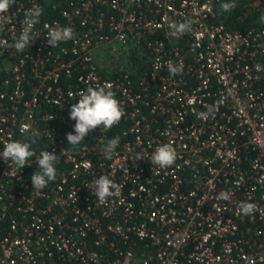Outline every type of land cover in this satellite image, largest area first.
<instances>
[{
  "label": "built area",
  "instance_id": "obj_1",
  "mask_svg": "<svg viewBox=\"0 0 264 264\" xmlns=\"http://www.w3.org/2000/svg\"><path fill=\"white\" fill-rule=\"evenodd\" d=\"M226 1L15 0L0 42H15L33 4L43 11L29 48L0 49V152L20 140L36 155L23 169L0 157V264H264V1L244 3L258 13L245 30L217 20ZM188 19L192 32L169 35ZM57 23L74 38L52 48L44 25ZM90 86L110 88L125 115L69 145L71 107ZM219 100L214 119H197ZM165 143L178 158L162 169L150 158ZM43 150L58 155L57 177L34 191ZM102 175L119 197L98 201ZM242 201L259 211L238 213Z\"/></svg>",
  "mask_w": 264,
  "mask_h": 264
},
{
  "label": "clouds",
  "instance_id": "obj_2",
  "mask_svg": "<svg viewBox=\"0 0 264 264\" xmlns=\"http://www.w3.org/2000/svg\"><path fill=\"white\" fill-rule=\"evenodd\" d=\"M14 3L15 0H0V33L5 30L6 26L11 25V20L7 13ZM236 7L235 0H230V2H224L220 5L223 12H230ZM42 11L43 10L38 4H33L31 8L25 10L24 19L21 22L22 30L19 37L16 38L15 42L11 45H9L6 40L0 42V49L13 47L16 52L19 53L29 48L31 44L35 42L38 35V33L34 31V26L40 23ZM260 21L264 23V14L261 15ZM194 23L195 22L191 19L184 22H171L168 24L169 35L176 36L190 33L193 31ZM44 27L47 29L46 38L48 44L52 48L74 38V30L70 26H61L57 23L55 26L45 24ZM12 31H14V27ZM0 54H2V51H0ZM167 67L172 76L183 74L184 68L182 62L174 64L172 61H169ZM255 70L257 72L264 71V65L256 64ZM78 95L80 97L78 102L73 103L70 110V118L76 123L73 132L68 133L66 137L69 145L73 146L79 145L85 140V137L97 127L111 129L114 125H117L125 115V110L122 107L121 101L110 88L106 89L104 86H90L86 90L80 91ZM222 103L223 100H219L213 105H205L206 111L196 113L197 119L204 121H207L209 118L214 119ZM26 132H30L32 137H38L40 135L38 130H31L29 125L23 124L21 126V133L23 134ZM119 143V136L108 140L103 149L106 158H111ZM35 155L36 152L32 148V143L20 140L5 143L3 151L0 152V157L6 162L11 160L14 165L21 169H23L25 165H29L28 160ZM177 158L178 154L175 147L171 143H165L156 148L150 160L154 166L163 169L173 166ZM136 159L138 161L143 159V157L137 154ZM57 162L58 155L54 152H49L47 150L40 152L37 159L39 170L32 175L34 191L43 190L48 186L49 182L55 181L57 177L55 164ZM93 187L95 189L93 194L98 198L99 202H104L109 197H119L122 191L121 186L107 175H102L94 180ZM233 195H235V193L232 191H220L214 198L216 200L229 201ZM257 211H259V207L255 203L242 201L238 207V213L245 216H250ZM245 259L247 258L245 257Z\"/></svg>",
  "mask_w": 264,
  "mask_h": 264
},
{
  "label": "trees",
  "instance_id": "obj_3",
  "mask_svg": "<svg viewBox=\"0 0 264 264\" xmlns=\"http://www.w3.org/2000/svg\"><path fill=\"white\" fill-rule=\"evenodd\" d=\"M230 0L226 1L229 2ZM247 0H235L237 7L230 12H223L221 9L217 12V20L223 22L231 29L245 30L257 24V12L246 13L243 7ZM264 1V0H259Z\"/></svg>",
  "mask_w": 264,
  "mask_h": 264
}]
</instances>
